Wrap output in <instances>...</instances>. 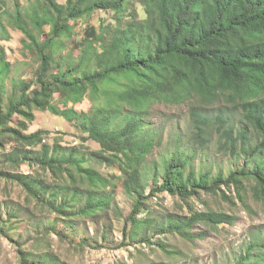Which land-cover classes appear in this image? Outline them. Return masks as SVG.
Wrapping results in <instances>:
<instances>
[{
  "label": "trees",
  "instance_id": "1",
  "mask_svg": "<svg viewBox=\"0 0 264 264\" xmlns=\"http://www.w3.org/2000/svg\"><path fill=\"white\" fill-rule=\"evenodd\" d=\"M126 1L66 0L61 4L57 0H31L27 7L16 5L12 10L0 5V14L8 16L10 25L25 34V46L36 51L39 63L33 89L31 83H23L5 104L0 88V143L6 147L7 139L12 141L10 151L4 155L11 164L28 163L55 173L67 171L75 183L70 167L73 165L77 166L80 179H88L95 187L106 185L101 174L83 166L86 158L78 157L76 146L52 148L46 141V130L26 132L27 121L34 120V108L60 113L53 104L58 94L66 106L62 114L84 126L86 136L82 141L98 142L100 154H108L126 175L125 190L135 196L127 222L136 227L146 223L140 214L147 201L158 192H168L188 205L191 216L169 219L166 230L194 240L193 225L232 224L235 217L213 210L195 211L189 202L191 197L202 191L221 192L230 200L222 190L225 186L237 190L244 201L242 192L246 183L252 182L253 195L264 201V0H142L145 20L130 23L109 45L104 42V29L97 32L94 26L87 27L86 37L80 42L83 48L79 63L63 65L56 55L65 47L64 38H71L75 23L96 10L119 12ZM45 26H49L48 31ZM40 35L45 37L40 39ZM95 42L102 44L101 53L93 51ZM92 61L96 62L95 67L88 66ZM9 65L0 58V76L6 74ZM56 68L59 70L54 71ZM86 97L92 108L79 112L74 105ZM186 102L192 104V139L197 146H204L210 126L218 125L223 139L220 149L228 150L236 160L240 153L247 155L254 166L238 167L226 177L223 173L212 176L188 169L189 153L195 149L188 145L189 141L185 145L179 143L173 153L165 154L160 161L148 163L156 136L144 129L152 126L148 118L154 106ZM215 105H233L240 110L245 126L238 130L226 128L220 112L211 119L205 109ZM16 115L22 120L12 125ZM250 131L259 138L254 144ZM3 172L0 170V176L20 181L28 192L33 190L30 174L14 176ZM151 172L154 186L146 194ZM64 187V192L71 189L69 185ZM74 187L73 196L65 195L59 204L50 203L51 209L63 217L72 218L69 208L82 196ZM108 203L109 196L89 190L79 213H93ZM123 233L127 237V224ZM125 245L121 242L118 247ZM24 261L30 263L29 259ZM47 261L53 260L43 255L34 257L31 264ZM235 264H264V234L259 231L251 235Z\"/></svg>",
  "mask_w": 264,
  "mask_h": 264
},
{
  "label": "rangeland",
  "instance_id": "2",
  "mask_svg": "<svg viewBox=\"0 0 264 264\" xmlns=\"http://www.w3.org/2000/svg\"><path fill=\"white\" fill-rule=\"evenodd\" d=\"M30 1L0 0V5L12 10L16 5L27 7ZM65 1L57 0L61 4ZM146 18L142 0H127L119 12L96 10L75 23L71 38H64L65 47L56 57L62 60L63 65L68 62L73 65L79 63L83 48L80 42L86 37V28L89 26H94L97 32L100 28L104 29V42L109 45L111 39L120 34L123 28L135 20ZM3 26L7 31L3 30ZM44 28L49 30V26ZM44 35L39 38L43 39ZM25 39L22 31L10 25L8 16L0 14V58L10 64L6 74L0 76L5 104L9 95L23 83H31V89L36 86L39 63L36 51L25 46ZM94 48L93 51L98 53L104 50L100 42H95ZM90 64L96 66L95 61L88 66ZM53 104L61 110L60 113L34 108L32 111L35 117L33 121H27L26 132L46 130L49 133L46 141L51 147L76 146L78 157L86 158L83 166L91 167L101 174L106 179V185L95 187L88 179H80L77 166L73 165L70 167L75 175V183L67 171L55 173L28 163L20 166L11 164L5 160L4 155L10 151L12 141L8 138L6 147L0 143V170L14 176L30 174L34 180V183L31 181L33 190L28 192L20 181L0 176V264H27L24 259H29L31 264L34 257L43 255H49L53 260L47 261V264H235L237 255L251 235L259 231L264 234V201L253 195L252 182H247L242 192L244 201L239 198L237 190L225 186H222V190L230 200L222 197L221 192L211 194L202 191L191 197L189 202L195 211L213 210L235 217L232 224L193 225L191 234L195 235L194 240L166 230L169 219L191 216L188 205L180 197L168 192H158L147 201L144 212L140 214L146 223L139 227L128 223L135 196L125 190L126 175L117 163L109 159L108 154H100L101 146L98 142L93 139L82 141L86 136L84 126L62 114L66 106L58 94ZM71 106L72 103H69L68 107ZM74 108L86 112L92 108V102L86 97L81 103L75 104ZM191 108L192 104L188 102L181 105L158 103L154 106L148 118L152 126L144 129L156 136L155 146L147 156L148 163L160 161L165 154L173 153L179 143L185 145L189 141L188 145L195 149L189 153L191 163L188 169L209 172L212 176L223 173L226 177L238 167L248 169L254 166L253 161L247 160V155L240 153L239 160H236L232 159L228 150L220 149L223 139L217 129L218 125L212 124L206 144L197 146L192 139ZM205 112L210 113L207 115L211 119H215L218 112L222 113L226 128L238 130L245 126L240 110L233 108V105L209 106ZM20 120L22 118L16 115L11 124L15 125ZM250 136L253 144L259 141L254 132L250 131ZM161 181L160 174L159 184ZM148 182L146 194L154 186L153 172ZM64 184L70 186L68 192H64ZM74 186L82 196L69 208L72 218L63 217L51 209L50 203L59 204L65 195L73 196ZM89 190L109 196V203L85 215L79 213V210L85 204ZM126 224L127 237L123 233ZM121 242L127 245L118 247Z\"/></svg>",
  "mask_w": 264,
  "mask_h": 264
}]
</instances>
